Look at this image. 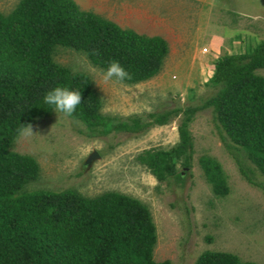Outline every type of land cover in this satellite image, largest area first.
<instances>
[{
	"label": "trees",
	"instance_id": "obj_1",
	"mask_svg": "<svg viewBox=\"0 0 264 264\" xmlns=\"http://www.w3.org/2000/svg\"><path fill=\"white\" fill-rule=\"evenodd\" d=\"M82 50L88 59L124 82L153 75L167 51L166 40L145 34L91 10L74 0H17L0 11V264H172L155 260V227L147 207L115 190L84 196L73 189L17 192L37 175L38 164L9 148L35 116L57 109L82 121L93 132L142 131L163 124L174 108L115 121L99 112V98L88 75L70 70L51 57L54 44ZM264 38L249 50L217 57L209 82L211 107L223 143L242 152L264 175ZM194 107H186L176 125L178 139L169 149L143 148L139 162L159 181L180 177L174 160L189 167L192 142L188 129ZM200 166L214 192L222 193L224 174L209 155ZM237 164L254 182L243 161ZM193 264H260L224 250L203 249Z\"/></svg>",
	"mask_w": 264,
	"mask_h": 264
},
{
	"label": "rangeland",
	"instance_id": "obj_2",
	"mask_svg": "<svg viewBox=\"0 0 264 264\" xmlns=\"http://www.w3.org/2000/svg\"><path fill=\"white\" fill-rule=\"evenodd\" d=\"M16 1L0 0V11L8 12ZM74 1L121 27L158 34L167 42L159 69L135 82L116 78L80 49L53 45L55 62L88 75L99 98V112L119 121L165 108L175 111L166 123L136 132H93L57 109L33 117L9 146L31 155L38 164L36 177L17 192L73 189L93 196L119 191L147 207L155 227V260L193 264L198 252L212 249L264 264V175L240 149L223 143L211 107L202 104L214 90L209 82L214 60L249 50L264 38V0ZM256 71L264 76V67ZM186 107H194L188 122L191 164L184 167L175 159L180 177L159 181L136 155L147 147L171 148ZM202 155L219 162L225 178L222 193L214 192L206 179L199 163ZM237 158L254 182L240 172Z\"/></svg>",
	"mask_w": 264,
	"mask_h": 264
}]
</instances>
